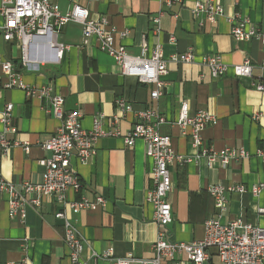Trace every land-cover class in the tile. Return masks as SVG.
<instances>
[{
    "label": "crops",
    "instance_id": "obj_1",
    "mask_svg": "<svg viewBox=\"0 0 264 264\" xmlns=\"http://www.w3.org/2000/svg\"><path fill=\"white\" fill-rule=\"evenodd\" d=\"M51 1L63 13L71 8L69 0ZM197 1L201 0H183L164 8L160 0H78L89 10L91 19L104 17L110 26L128 30V35L117 36L116 42L125 46L130 55L140 56L143 42L149 48L148 54L155 48L161 49L168 71L159 100L151 98L154 86L122 75L120 66L99 50L94 38L84 44L79 24L62 26L56 37L57 45L53 47L33 44L27 67L21 63L17 41L5 42L1 38L0 108L8 103L15 106L13 116L18 133L13 138L28 145L30 150L25 152L20 146L0 153V180L16 185L42 183L41 161L49 153L38 145L61 126V121L48 113L47 99L28 98L17 87L4 89V62H11L28 86L53 85L56 93L65 98L66 112H81L85 130H91L94 119L102 115L103 130L120 133L99 139L96 155L85 163L76 158L72 160L81 189L78 193L69 191V200L82 196L90 199L102 196L106 200L105 206L93 205L90 210L73 216L85 239L83 260L86 264H111L108 259L93 258V254L103 255L109 250L118 257L129 253L143 259L153 256L151 246L158 228L153 221V207L146 201L153 182V164L142 141L128 147L123 139L138 122L140 112L158 111L166 119L161 131L170 136L174 153L190 159L182 165L177 161L169 165L172 240L187 243L204 237L206 220L219 214L208 192L210 187L228 189L242 185L250 189L264 181V160L256 154L264 145V92L254 87L264 75L259 68L264 59V46L256 39L234 40L229 22L230 17L239 13L264 30V0H220L224 16L215 24L206 22L202 16L194 19L192 9ZM161 12L156 30L151 20ZM60 44L65 46L62 56H58L56 49ZM189 49L196 56L195 62L172 60ZM210 55H219L229 66L250 60L255 66L252 77L238 78L231 71L224 77L212 78L209 68L201 62L203 56ZM117 99L132 105L133 112L121 116L112 126L111 120L118 114ZM184 104L191 116L204 110L217 118L216 124L207 125L202 132L206 147L214 151L230 147L244 149L249 157L232 161L225 168L218 161L209 166L207 159L197 160L199 150L174 125ZM8 201L7 195L0 196V264H23L24 261L26 264H70L63 241V221L55 217L59 204L52 198H43L40 208H27L25 221L21 222L19 217L10 218ZM260 209H264V190L258 196L229 192L221 222L239 219L264 227V213ZM205 264L222 263L212 251Z\"/></svg>",
    "mask_w": 264,
    "mask_h": 264
},
{
    "label": "built area",
    "instance_id": "obj_2",
    "mask_svg": "<svg viewBox=\"0 0 264 264\" xmlns=\"http://www.w3.org/2000/svg\"><path fill=\"white\" fill-rule=\"evenodd\" d=\"M120 1V0H116ZM183 0H160L164 8H171ZM71 8L65 13L61 12L58 4L51 0H0V38L5 42H16L21 50V63L27 67L30 63L29 53L33 44H42L44 47L57 45L56 37L62 26L68 23L79 24L82 27L84 44L90 39H95L99 50L111 56L120 66L122 75L132 77L138 82L154 86L151 92L153 100L163 96L165 88L164 77L167 73V61L163 58L161 49L155 48L148 54L149 48L145 42L141 46L140 56H132L126 47L116 42L117 36L125 38L128 30L120 31L110 26L106 18L91 19L89 10L81 6L78 0H69ZM162 12L152 18V24L158 30ZM194 19L204 17L206 22L215 24L224 16V9L220 0L197 1L192 9ZM231 24L230 35L236 41L259 40L264 46V30L247 17L239 13L229 18ZM170 40L174 42V37ZM58 56H62L65 46L58 45ZM196 56L191 49L174 61L191 64ZM203 65L210 70L212 78H221L232 71L235 77H252L254 65L250 60L229 66L218 55L203 56ZM259 68L264 74V59L259 63ZM5 75L4 89H22L28 98H45L49 101L48 113L53 114L61 121L58 132L39 143L48 158L41 161L44 167L43 182L33 184L22 182L14 184L0 180V196H8V213L10 218L19 217L25 221L27 208H40L43 198H52L60 206L56 212V219L63 221L64 244L68 249L70 264H86L83 260L85 239L77 228L73 216L90 210L93 205L105 206L106 200L102 196L80 197L69 200V191L78 193L81 182L74 171L72 160L85 163L96 155L97 141L104 137L119 136V131L109 132L103 130V116L94 119L91 130H85L81 125L82 114L78 110L65 111V98L56 93L53 85L40 88L26 85L17 73L11 62L2 63ZM254 84L258 92H264V75ZM118 114L111 120V125L118 123L121 116L133 112L132 105L123 99L116 100ZM14 105L5 104L0 108V123L3 131L0 133V153H7L12 147H20L29 152L30 147L13 138L18 131L14 123ZM259 117L255 116L257 120ZM166 119L154 109L138 113V122L123 136L125 144L133 147L136 141L144 143L146 154L153 164L152 187L147 192L146 201L154 210V224L158 228L155 241L151 246L153 256L149 259L137 258L133 253L118 257L112 250L103 254H93V258L108 259L111 264H205L210 260L214 251L222 264H264V227L245 223L242 220H233L223 224L221 214L226 210L227 193H251L258 196L264 190V181L254 184L249 188L239 185L222 188L212 186L208 189L214 201L217 216L208 218L205 222V234L201 240L192 242H179L172 240L169 225L172 220V206L168 195L172 190V177L169 165L174 161L185 164L190 159L176 155L172 149L170 136L161 131ZM217 123V118L207 111H199L193 116L189 115L186 104L181 107L178 120L174 125L181 130L182 136H189L194 148L199 150L196 159H207L210 165L218 161L222 167H227L230 162L248 158L249 154L244 149L225 148L214 151L204 145L202 132L207 125ZM257 157L264 160V145L258 149ZM264 213V209H260ZM24 261L23 264H26Z\"/></svg>",
    "mask_w": 264,
    "mask_h": 264
},
{
    "label": "rangeland",
    "instance_id": "obj_3",
    "mask_svg": "<svg viewBox=\"0 0 264 264\" xmlns=\"http://www.w3.org/2000/svg\"><path fill=\"white\" fill-rule=\"evenodd\" d=\"M1 40H2V39L0 38V44L2 43Z\"/></svg>",
    "mask_w": 264,
    "mask_h": 264
},
{
    "label": "bare ground",
    "instance_id": "obj_4",
    "mask_svg": "<svg viewBox=\"0 0 264 264\" xmlns=\"http://www.w3.org/2000/svg\"><path fill=\"white\" fill-rule=\"evenodd\" d=\"M53 57V56H52Z\"/></svg>",
    "mask_w": 264,
    "mask_h": 264
}]
</instances>
